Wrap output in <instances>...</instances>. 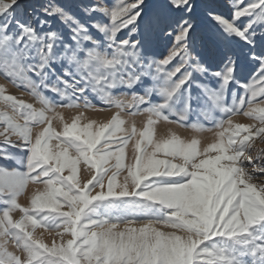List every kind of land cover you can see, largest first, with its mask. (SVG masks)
I'll list each match as a JSON object with an SVG mask.
<instances>
[{
    "label": "snow or ice",
    "instance_id": "1",
    "mask_svg": "<svg viewBox=\"0 0 264 264\" xmlns=\"http://www.w3.org/2000/svg\"><path fill=\"white\" fill-rule=\"evenodd\" d=\"M0 80V264H264V0H0Z\"/></svg>",
    "mask_w": 264,
    "mask_h": 264
},
{
    "label": "rangeland",
    "instance_id": "2",
    "mask_svg": "<svg viewBox=\"0 0 264 264\" xmlns=\"http://www.w3.org/2000/svg\"><path fill=\"white\" fill-rule=\"evenodd\" d=\"M109 2L111 3V0H109ZM203 40L205 42V45H206V49H207V52L211 53V40H210V37L205 33L203 35ZM209 53V54H210ZM0 83H3L2 80H0ZM9 87V91L10 90H14L15 88H12L10 85L8 86ZM23 99H25L26 101H29V102H32L31 101V98L27 95H23L22 96ZM38 106V105H37ZM116 111L115 109H112L111 112H105V113H88L89 116H91L92 118H96V119H100V120H105L107 118H109L111 115H112V112ZM64 114H65V118L67 119L68 117H70L71 115H73L74 113L73 112H69L67 110H64ZM125 119H132L131 117H127L125 116L124 117ZM236 120H238L239 122H242V123H251V121H248L246 118L244 117H236L235 118ZM136 120V123H137V126L139 127L141 125V122L144 120V117H136L135 118ZM171 128L173 131H175L178 135L184 137V138H190L193 133L188 130V129H185V128H180L176 125H165V124H161L158 128V135L159 134H164L167 132V130ZM201 139L206 143L208 141H210L212 139V133L210 132H205L203 133ZM255 148L257 151L259 150H262L264 149V144H261L258 140H257V143L255 144ZM131 154V149H129V155ZM31 186L29 187V192L31 191ZM21 203H24L25 202V199L22 197L21 198ZM45 238L47 239V236L45 235ZM10 250H13L11 247H10Z\"/></svg>",
    "mask_w": 264,
    "mask_h": 264
},
{
    "label": "bare ground",
    "instance_id": "3",
    "mask_svg": "<svg viewBox=\"0 0 264 264\" xmlns=\"http://www.w3.org/2000/svg\"><path fill=\"white\" fill-rule=\"evenodd\" d=\"M207 49H209V48H207ZM206 49V50H207ZM210 53V52H209ZM9 92H11V93H13V94H15V95H17V96H21V93L19 92V91H17L16 89H12V90H10Z\"/></svg>",
    "mask_w": 264,
    "mask_h": 264
}]
</instances>
